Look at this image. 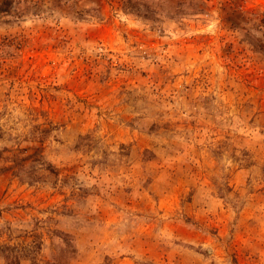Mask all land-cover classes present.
<instances>
[{"label": "rangeland", "instance_id": "rangeland-1", "mask_svg": "<svg viewBox=\"0 0 264 264\" xmlns=\"http://www.w3.org/2000/svg\"><path fill=\"white\" fill-rule=\"evenodd\" d=\"M10 2L0 232L42 240L19 264H56L52 232L68 264H264V0Z\"/></svg>", "mask_w": 264, "mask_h": 264}, {"label": "trees", "instance_id": "trees-1", "mask_svg": "<svg viewBox=\"0 0 264 264\" xmlns=\"http://www.w3.org/2000/svg\"><path fill=\"white\" fill-rule=\"evenodd\" d=\"M10 1L12 0H9V4H11ZM7 3H8V0H7ZM7 3L5 1L0 2V12L1 13L7 11L6 9L3 8V6H6ZM33 157H34L33 155L32 156H29V155L22 156V158L15 160L16 165L19 167H23L25 161ZM46 170L52 172L50 166H48ZM16 171H19V170H16ZM52 234H53V237L61 238L62 243H63V246L59 248L58 252L52 256L53 261L56 264H68L74 253V250L73 251L71 250L72 246L69 244V241L64 236V234H62L61 232H52ZM2 235L3 233L0 232V259L4 261V264H19L21 260H25V259L35 260L36 255H38L41 249V246H42L41 239L33 240V245H28L27 243L20 244L21 242L19 243L13 240L11 241L9 238H7L8 234L6 233H4V235H6L5 238L7 239L2 240Z\"/></svg>", "mask_w": 264, "mask_h": 264}]
</instances>
